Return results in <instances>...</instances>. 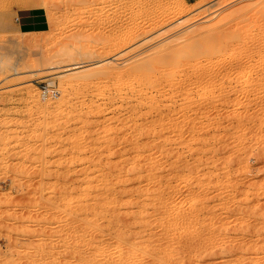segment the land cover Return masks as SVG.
Instances as JSON below:
<instances>
[{
  "label": "rangeland",
  "instance_id": "rangeland-1",
  "mask_svg": "<svg viewBox=\"0 0 264 264\" xmlns=\"http://www.w3.org/2000/svg\"><path fill=\"white\" fill-rule=\"evenodd\" d=\"M263 66L264 0H0V264H264Z\"/></svg>",
  "mask_w": 264,
  "mask_h": 264
},
{
  "label": "bare ground",
  "instance_id": "bare-ground-1",
  "mask_svg": "<svg viewBox=\"0 0 264 264\" xmlns=\"http://www.w3.org/2000/svg\"><path fill=\"white\" fill-rule=\"evenodd\" d=\"M38 5H39V4H37V3H25V4H24V6H32V7H35V6H38ZM46 6H47L46 4H45V5L43 4L42 6H38V7L45 8ZM46 8H47V7H46ZM250 12H251V11H250ZM262 19H263V18H262ZM253 21H254V20H253ZM257 21H258V20H257ZM262 23H263V22H262ZM257 25H258V24H257ZM211 30H212V29H211ZM244 30H245V28H244ZM209 31H210V30H209ZM221 31H222V30H221ZM258 31H259V30H258ZM236 32H237V34H238L239 29H237ZM19 33H20V32H19ZM32 33H33V32H32ZM136 33H137V32H136ZM234 33H235V31L233 32V34L229 35V34H230V33H229L228 35H226L227 37H224L225 35H224V36L221 35V34H220V30L216 28V29L210 31L208 34H207V31H206V35H205V34L202 35V37H203L204 39L208 40V41L204 40V41H206V42H205L204 44H202V46L199 44L198 46H199V47L201 46V48H197V49H196L195 44H190V43H189V44L186 46V48H182V49L177 50V51H174V52H172V50H173L172 47L170 48V49H172V50L168 49V47H167L166 49H168L169 51L167 50V52H166L165 49H164V51L162 50L163 52H160V53H157V52H156L155 54H156V55H157V54H159V55L161 54V55L158 57V60L169 61V62H168V63H170V64H168L169 66H170V65H174V64H179V63H186V64H188V65H189V63L192 64L194 61L197 60L196 58H198V56H199L200 54H202L203 57H204V55H205V57L208 56V58H206V59H207V60H210V63H212V62H211L212 59H210V58H211L210 56H213V54H215V53L218 55V54H219V53H218L219 51H221L224 47H227L226 45H228L230 42L232 43V40H234V38L236 37V36L234 35ZM255 33H256V32H255ZM23 34H25V33H23ZM235 34H236V33H235ZM237 34H236V35H237ZM246 36H247V35H246ZM131 37H132V36H131ZM191 37H192V36H191ZM237 37H240V36H237ZM247 38H248V37H247ZM250 38H251V37H250ZM185 39H186V38H185ZM199 39H200V38H199ZM201 39H202V38H201ZM257 39H258V38H257ZM239 40H240V39H239ZM255 40H256V39H255ZM255 40H253V41L255 42ZM181 41H182V40H181ZM181 41H180V42H181ZM201 41H202V40H201ZM236 41H237V40H236ZM248 41H249V40H248ZM250 41H251V40H250ZM253 41H251V43H252ZM178 42H179V41H178ZM192 42H193V41H192ZM234 42H235V41H234ZM240 42H244V41H241V40H240ZM245 42H247V41H245ZM259 42H260V41H257L256 43H259ZM196 43H197V42H196ZM231 43L228 45L229 47H230ZM236 43H237V42H236ZM251 43H248V42H247V45L249 46V44L251 45ZM207 44H208V45H207ZM234 45H235V44H234ZM234 45H233V46H234ZM238 45H239V43H238ZM238 45H237V46H238ZM241 45H242V44H241ZM254 45H255V44H254ZM233 46L231 45V47H233ZM235 46H236V45H235ZM237 46L234 47V48L237 49ZM255 46H256V45H255ZM243 47H244V46H243ZM243 47H242V48H243ZM246 47H247V46H246ZM239 48H240V45H239ZM242 48H241V49H242ZM251 48H252V46L250 47V49H251ZM225 49H227V48H225ZM230 49H231V48H230ZM236 49H235V51H236ZM243 49H245V48H243ZM247 49L249 50V52L251 51L249 48H246V52L248 51ZM261 49H262V48H261ZM239 50H240V49H239ZM160 51H161V50H160ZM154 52H155V51H154ZM158 52H159V51H158ZM244 52H245V50H244ZM249 52H248V53H249ZM262 52H263V51H262ZM231 53H232V51H231ZM248 53H247V54H248ZM203 54H204V55H203ZM244 54H245V53H244ZM156 55H155V56H156ZM227 55H228V54H227ZM248 55H249V54H248ZM147 56H148V55H147ZM202 56H199V57H202ZM214 56H216V55H214ZM222 56H223V55H222ZM228 56H229V55H228ZM230 56H231V55H230ZM209 57H210V58H209ZM212 58H213V57H212ZM217 58H218V56H217ZM217 58H216V59H217ZM237 58H238V57H237ZM202 59H203V58H202ZM206 59H205V61H206ZM219 59H220V56H219L218 60H219ZM231 59H232V58H231ZM239 59H240V58H239ZM246 59H247V58H246ZM136 60H137V59H136ZM191 60H193L192 63L190 62ZM214 60H215V59H214ZM214 60H213V61H214ZM218 60H216V61H218ZM247 60H248V59H247ZM139 61H140V60H139ZM203 61H204V59H203ZM205 61H204V62H205ZM220 61H221V59H220ZM231 61H232V60H231ZM244 61H245V60H244ZM157 62H158V61H157ZM255 62H256V61H255ZM132 63H133V62H132ZM158 63H159V62H158ZM160 63H161V62H160ZM196 63H198V62H195L194 64H196ZM218 63H219V62H218ZM222 63H223V62H222ZM248 63H250V61H249ZM130 64H131V63H130ZM186 64H184V65H186ZM194 64H193L192 66H194ZM207 64H209V62L206 63V65H207ZM214 64H215V63H214ZM214 64H212V66H213ZM251 64H252V62H251ZM251 64H250V65H251ZM82 65H83V64H82ZM138 65H139L138 67H140V64H138ZM141 65H143V64H141ZM168 65H167V66H168ZM188 65H186V66H188ZM196 65H201V64L198 63V64H196ZM202 65L205 67L204 64H202ZM234 65H235V64H234ZM248 65H249V64H248ZM250 65H249V66H250ZM167 66H166V68H168L167 70H170V71L165 72L166 75H169V73L171 72V69H173L172 72H173L174 70H176V69H174V68H172V67H171V69H169V67H167ZM177 66H179V65H177ZM182 66H183V65H182ZM189 66H190V65H189ZM203 66L201 67L202 69H204ZM207 66H209V65H207ZM207 66H206V67H207ZM212 66H211V67H212ZM219 66H220V65H219ZM230 66H231V65H230ZM251 66H252V65H251ZM254 66H255V65H254ZM80 67H82V66H80ZM110 67H111V66H110ZM142 67H143V66H142ZM164 67H165V66H164ZM164 67H163V68H164ZM194 67H195V66H194ZM194 67H193V68H194ZM198 67H199V66H197V68H198ZM217 67H218V66H217ZM263 67H264V66H263ZM263 67H262V68H263ZM111 68H112V67H111ZM166 68H165V69H166ZM178 68H179V67H178ZM178 68H177V69H178ZM181 68H182V67H181ZM183 68H184V67H183ZM186 68H187V67H186ZM186 68H185V69H186ZM197 68H196V69H197ZM209 68H210V66H209ZM209 68H208V69H209ZM226 68H227V67H226ZM259 68H260V67H259ZM140 69H142V68H140ZM194 69H195V68H194ZM202 69H201V72L203 71ZM205 69H207V68H205ZM205 69H204V71H205ZM208 69H207V70H208ZM210 69H211V68H210ZM210 69H209V70H210ZM244 69H245V68H244ZM157 70H158V69H157ZM167 70H166V71H167ZM187 70H188V68H187ZM191 70H192V69H191ZM232 70H233V69H232ZM254 70H255V69H254ZM260 70H261V69H260ZM163 71H165V70L162 69V72H163ZM179 71H180V68H179ZM185 71H186V70H185ZM188 71H189V70H188ZM195 71H196V70H195ZM154 72H155V71H154ZM157 72H159V71H157ZM189 72H190V71H189ZM201 72H200V73H201ZM207 72H209V71H206L205 74H207ZM220 72H221V71H220ZM159 73H160V72H159ZM167 73H168V74H167ZM174 73H175V71H174ZM174 73H172V74H174ZM176 73H177V72H176ZM180 73H184V72H180ZM185 73L188 74L187 72H185ZM185 73H184V74H185ZM197 73H198V72H197ZM243 73H244V71H243ZM177 74H178V73H177ZM177 74H176V75H177ZM184 74H183V76H184ZM198 74H199V73H198ZM201 74H202V73H201ZM203 74H204V72H203ZM203 74H202V75H203ZM225 74H226V72H225ZM228 74H229V72H228ZM244 74H245V73H244ZM244 74H242V75H243V78H244ZM254 74H255V73H254ZM150 75H154V74H150ZM150 75H149V76H150ZM155 75H156V74H155ZM166 75H165L164 77H166ZM178 75H179V74H178ZM178 75H177V76H178ZM190 75H191V74H190ZM196 75H197V74H196ZM196 75H195V76H196ZM202 75H200V76H202ZM213 75H215V74H213ZM217 75H218V74H217ZM223 75H224V74H223ZM230 75H231V74H230ZM230 75H229V76L226 75V77L228 76V78H229ZM245 75H246V74H245ZM157 76H158V75H157ZM160 76H161V75H160ZM173 76H175V75H173ZM186 76H187V75H186ZM188 76H189V74H188ZM198 76H199V75H198ZM198 76H197V77H198ZM206 76H207V75H206ZM208 76H209V75H208ZM246 76H247V75H246ZM151 77H152V76H150V78L147 77V79H151ZM167 77H168V76H167ZM180 77H181V76H180ZM202 77H203V76H202ZM204 77H205V76H204ZM213 77L215 78V76H213ZM226 77H225V78H226ZM241 77H242V76H241ZM241 77L239 76V78H241ZM152 78H154V79L149 81L150 84H152L151 81L156 80V83H157V81H159V80H157L158 77H152ZM155 78H156V79H155ZM162 78H163V77H162ZM173 78H175V77H173ZM173 78H172V79H173ZM182 78H183V77H182ZM185 78H186V77H185ZM185 78H183V79H185ZM188 78H189V77H188ZM200 78H201V77H200ZM200 78H199V79H200ZM207 78H208V77H207ZM210 78H211V75L209 76V80L207 79L209 82L211 81ZM214 78H213V79H214ZM222 78H223V77H222ZM239 78H238V79H239ZM165 79H167V78H165ZM202 79H204V78H202ZM202 79H200V80H202ZM215 79H216V78H215ZM226 79H227V78H226ZM244 79H246V78H244ZM162 80H164V79H162ZM173 80H174V79H173ZM175 80H176V78H175ZM181 80H182V79H181ZM181 80H180V81H181ZM185 80H187V79H185ZM185 80H184V82L186 83ZM190 80H191V78H190ZM190 80H188V81H190ZM192 80H194V79H192ZM195 80H196V79H195ZM197 80H198V78H197ZM197 80H196V81H197ZM200 80H199L198 83H200ZM241 80H242V79H241ZM164 81H165V80H164ZM167 81H168V79H167ZM196 81H195V82H196ZM204 81L206 82V79H205ZM245 81H246V80H245ZM146 82H148V81H146ZM176 82H177V81H176ZM209 82H208V83L206 82V83L209 85V84H210ZM211 82H214V81H211ZM240 82H241V83H240ZM240 82H239V85L242 84L244 81H243V82L240 81ZM251 82H252V81H251ZM154 83H155V81H154ZM156 83H155V85H158V84H156ZM161 83H162V82H161ZM166 83H167V82H166ZM168 83H169V81H168ZM218 83H219V82H218ZM234 83H235V82H234ZM244 83H245V82H244ZM244 83H243V85H244ZM148 84H149V83H148ZM159 84H160V83H159ZM170 84H171V82H170ZM174 84H175V83H174ZM181 84H182V83H181ZM181 84H180V85H181ZM186 84H187V83H186ZM191 84H192V82L190 83V85H191ZM193 84H197V83H194V82H193ZM203 84H204V83H203ZM207 84H205L206 86H205L204 88L207 87L206 89H209V88L215 87V86H213V85H214V84H217V83H215V82H214V84L211 83V84H213V85H209V86H211V87H209V88H208V85H207ZM230 84H231V83H230ZM245 84H246V83H245ZM153 85H154V84H153ZM160 85H161V84H160ZM184 85H185V84H184ZM243 85H241V86H243ZM217 86H218V85H217ZM217 86H216L215 88H213V89H216ZM245 86H246V85H245ZM248 86H249V85H247V87H248ZM155 87H156V86H155ZM183 87H184V86H183ZM188 87H189V86H188ZM197 87H198V86H197ZM222 87H223V86H222ZM232 87H233V86H232ZM249 87H250V86H249ZM249 87H248V88H249ZM218 88H219V87H218ZM241 88H242V87H241ZM244 88H245V87H244ZM244 88H242V89L244 90ZM248 88H247V89H248ZM242 89H240L241 92H242ZM247 89L245 88V90H247ZM249 89H250V88H249ZM186 90H187V89H186ZM188 90H189V89H188ZM209 90L211 91V89H209ZM217 90H218V89H217ZM219 90H220V88H219ZM223 90H224V89H223ZM251 90H252V89H251ZM204 91H205V90H204ZM212 91H213V90H212ZM214 91H215V90H214ZM230 91H231V90H230ZM233 91H234V90H233ZM238 91H239V90H238ZM220 92H221V90H220ZM222 92H223V91H222ZM245 92H246V91H245ZM184 93H185V92H184ZM186 93H187V91H186ZM196 93H197V92H196ZM196 93H195V94H196ZM210 93L212 94V92H210ZM210 93H209V94H210ZM227 93H228V92H227ZM247 93H248V92H247ZM213 94H214V93H213ZM216 94H218V93H216ZM222 94H223V93H221L220 95H222ZM190 95H191V94H190ZM186 96H187V95H186ZM218 96H219V94H218ZM189 97H190V96H189ZM215 97L217 98V96H215ZM219 97H221V96H219ZM206 99H207V98H206ZM218 99H219V98H218ZM200 100H201V99H200ZM210 100H211V99H210ZM220 100H222V99H220ZM223 100H224V98H223ZM227 100H228V99H227ZM202 101H203V100H202ZM211 101H212V100H211ZM211 101H210V102H211ZM216 101H217V100H216ZM204 102L206 103V101H204ZM218 102H219V101H218ZM198 103H199V102H198ZM198 103H197V104H198ZM212 103H213V102H212ZM167 104H168V103H167ZM199 104H200V103H199ZM199 104H198V106H199ZM206 104H207V103H206ZM207 105H209V104H207ZM207 105H206V106H207ZM214 105H215V104H214ZM224 105H225V104H224ZM204 107H205V105H204ZM210 107H211V106H210ZM216 107H217V106H216ZM168 109H169V108H168ZM191 109H192V108H191ZM204 109H206V108H204ZM189 110H190V109H189ZM206 110H207V109H206ZM169 111H170V109H169ZM227 113H228V112H227ZM170 114H171V113H170ZM199 115H200V114H199ZM219 115H220V114H219ZM188 116H189V115H188ZM250 116H251V115H250ZM238 117H239V115H238ZM187 118H188V117H187ZM229 118H230V117H229ZM252 118H253V117H252ZM224 120H225V119H224ZM181 121H182V120H181ZM237 121L239 122V120H237ZM230 122H231V121H230ZM192 123H193V122H192ZM218 123H219V122H218ZM240 123H241V124H240ZM180 124H181V123H180ZM239 124L242 125L243 123H242V122H239ZM239 124H237V126H239ZM178 125H179V124H178ZM178 125L176 124L177 127H178ZM187 125H188V124H187ZM194 125H195V124H194ZM164 126H165V125H164ZM164 126H163V127H164ZM169 126H170V125H169ZM187 127H189V126H187ZM213 127H214V126H213ZM233 127H234V126H233ZM244 127H245V126H244ZM161 128H162V127H161ZM175 128H176V127H175ZM234 128H235V127H234ZM237 128H238V127H237ZM240 128H241V127H239V129H240ZM248 128H249V127H248ZM252 128H253V127H252ZM168 129L170 130L171 128L168 127ZM168 129H166V130L168 131ZM177 129L179 130V128H177ZM177 129H176V130H177ZM181 129H182V132L185 131V129H184V130H183V128H181ZM217 129H218V128H217ZM230 129H231V128H230ZM230 129H229V130H230ZM164 130H165V129H164ZM164 130H161V132L164 131ZM178 130H177V132H178ZM232 130H233V129H232ZM245 130H246V129H245ZM180 131H181V130H180ZM180 131H179V132H180ZM187 131H188V130H187ZM187 131H185V132H187ZM189 131H190V130H189ZM238 131H239V130H238ZM241 131H242V129H241ZM161 132H160V133H161ZM192 132H193V131H192ZM178 134H179V133H178ZM182 134H183V133H181V136H182ZM193 134H194V133H192V135H193ZM195 134H196V133H195ZM195 134H194V135H195ZM217 135H218V134H217ZM179 137H180V134H179ZM193 137H195V136H193ZM182 138H183V136H182ZM182 138H181V141H183ZM189 138H190V137H189ZM183 139H184V138H183ZM205 139H206V138H205ZM178 140H179V142H181L179 138H178ZM185 140H186V139H185ZM185 140H184V141H185ZM187 140H188V139H187ZM223 142H224V141H223ZM223 142H222V143H223ZM225 142H227V141H225ZM225 142H224V143H225ZM224 143H223V144H224ZM217 144H219V142H218ZM245 149H246V148H245ZM245 149H243V150H245ZM246 151H247V150H246ZM248 151H249V150H248ZM241 152H242V151H241ZM241 152H240V153H241ZM237 153H238V152H237ZM242 153H243V152H242ZM242 153H241V154H242ZM234 154H235V153H234ZM244 154H245V152H244ZM165 155H166V154H165ZM238 155H239V154H238ZM240 156H241V155H240ZM234 157H235V156H234ZM238 158H239V157H238ZM231 160H232V159H231ZM194 211H195V210H194ZM185 216H186V215H185ZM182 219H183V217H182ZM186 219H189V218H186ZM186 219H185V220H186ZM189 230H190V229H189ZM196 235H197V234H195L194 237H196ZM190 237H191V238H194L193 236H190ZM191 238H188V239H190V240L192 241ZM198 238H199V237H198ZM198 238L196 237L195 240H197ZM115 241H116L115 244L117 245L118 241H117V240H115ZM186 241H187V240H186ZM184 242H185V241H184ZM184 242H182V243H184ZM188 242L190 243V241H188ZM192 242H193V241H192ZM192 242H191V243H192ZM194 242H195V241H194ZM185 243H186V242H185ZM112 244H113V245H112ZM112 244H111V247L115 245L114 243H112ZM192 244H193V243H192ZM118 246H119V245H118ZM118 246H117V247H118ZM117 247H116V248H117ZM183 247H184V246H183ZM100 248H101V247H100ZM100 248H99V249H100ZM102 248H103V247H102ZM102 248H101L100 250H102ZM112 248H113V247H112ZM181 248H182V247H181ZM113 249H114V248H113ZM184 249H186V248H184ZM184 249H183V250H184ZM186 250H188V246H187V249H186ZM186 250H184V251H186ZM189 250H191V249H189ZM189 250L186 251L185 254H187V253H189V254L192 253V252H190ZM183 253H184V252H183ZM187 255H188V254H187ZM111 261H112V260H111ZM111 261H110V262H111ZM117 262H119V261H116V263H117ZM111 263H112V262H111ZM111 263H110V264H111ZM114 263H115V260H114ZM116 263H115V264H116ZM119 263H120V262H119ZM147 264H148V262H147ZM151 264H152V263H151Z\"/></svg>",
  "mask_w": 264,
  "mask_h": 264
},
{
  "label": "crops",
  "instance_id": "crops-1",
  "mask_svg": "<svg viewBox=\"0 0 264 264\" xmlns=\"http://www.w3.org/2000/svg\"><path fill=\"white\" fill-rule=\"evenodd\" d=\"M38 17H39V15H25V16H23V17H21L22 19H27L25 22H23V23H21V18L20 17H18L19 18V22H18V24H19V26L20 25H27V26H30V25H34V24H39L40 22H39V20H38ZM21 31H23V32H25V33H32V32H34V31H32L31 30V28H28L27 30H21ZM35 33V32H34Z\"/></svg>",
  "mask_w": 264,
  "mask_h": 264
},
{
  "label": "built area",
  "instance_id": "built-area-1",
  "mask_svg": "<svg viewBox=\"0 0 264 264\" xmlns=\"http://www.w3.org/2000/svg\"><path fill=\"white\" fill-rule=\"evenodd\" d=\"M16 20L17 22H19V18H17ZM41 91L44 97H51L52 99H56L59 97V92L50 86H43Z\"/></svg>",
  "mask_w": 264,
  "mask_h": 264
}]
</instances>
